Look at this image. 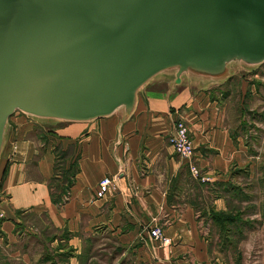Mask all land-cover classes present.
I'll list each match as a JSON object with an SVG mask.
<instances>
[{"label": "crops", "instance_id": "1", "mask_svg": "<svg viewBox=\"0 0 264 264\" xmlns=\"http://www.w3.org/2000/svg\"><path fill=\"white\" fill-rule=\"evenodd\" d=\"M213 82L160 73L138 90L127 117L121 108L87 121L16 110L0 155V264H243L242 200H233L240 187L228 183L250 159ZM178 119L210 182L192 177L169 143ZM35 123L58 126L43 141ZM58 142L69 151L62 167ZM104 175L114 187L98 197ZM156 223L170 244L151 237Z\"/></svg>", "mask_w": 264, "mask_h": 264}, {"label": "water", "instance_id": "2", "mask_svg": "<svg viewBox=\"0 0 264 264\" xmlns=\"http://www.w3.org/2000/svg\"><path fill=\"white\" fill-rule=\"evenodd\" d=\"M264 62V0H0V155L8 118L87 121L172 71L221 80Z\"/></svg>", "mask_w": 264, "mask_h": 264}, {"label": "rangeland", "instance_id": "3", "mask_svg": "<svg viewBox=\"0 0 264 264\" xmlns=\"http://www.w3.org/2000/svg\"><path fill=\"white\" fill-rule=\"evenodd\" d=\"M229 74L227 80H215L217 82H213L209 89L223 98L222 103L227 105L232 131L242 136L244 156L250 159L248 169L236 175L237 180L233 177L234 181L228 183L229 188H232L231 184L240 187L236 197L233 198L231 193L229 195L233 200H242L237 206L242 207L241 219L245 220L242 230L236 231L238 236H242L236 244H239L245 257L243 264H264V62L257 66L233 62L230 64ZM20 114L17 112L14 116ZM36 125L37 136L43 138V141L53 131L52 128L58 126ZM58 147L59 142L55 144L58 159L56 165L62 167L69 151L65 153ZM70 159H73V153H70ZM71 164L73 165V161ZM233 200L230 199L231 203L228 204L235 205Z\"/></svg>", "mask_w": 264, "mask_h": 264}, {"label": "built area", "instance_id": "4", "mask_svg": "<svg viewBox=\"0 0 264 264\" xmlns=\"http://www.w3.org/2000/svg\"><path fill=\"white\" fill-rule=\"evenodd\" d=\"M168 141L173 146L177 154L187 159L189 171L194 177L203 182L211 180L210 176L205 174V172L198 167L192 157L194 150L192 139L189 134L188 126L182 119H178L174 123L173 128L168 135ZM113 187V178L108 175H104L98 182L96 195L100 197ZM149 231L151 237L158 239L163 245H168L171 243L170 237L164 235L161 225L156 223L150 228Z\"/></svg>", "mask_w": 264, "mask_h": 264}, {"label": "trees", "instance_id": "5", "mask_svg": "<svg viewBox=\"0 0 264 264\" xmlns=\"http://www.w3.org/2000/svg\"><path fill=\"white\" fill-rule=\"evenodd\" d=\"M219 216L218 218H223L224 220H228V221H233V217L232 216H222V215H217Z\"/></svg>", "mask_w": 264, "mask_h": 264}]
</instances>
